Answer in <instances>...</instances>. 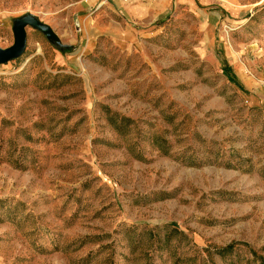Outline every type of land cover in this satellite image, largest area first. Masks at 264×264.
I'll return each instance as SVG.
<instances>
[{"label": "rangeland", "instance_id": "1", "mask_svg": "<svg viewBox=\"0 0 264 264\" xmlns=\"http://www.w3.org/2000/svg\"><path fill=\"white\" fill-rule=\"evenodd\" d=\"M23 18L0 264H264V0H0L1 49Z\"/></svg>", "mask_w": 264, "mask_h": 264}, {"label": "water", "instance_id": "2", "mask_svg": "<svg viewBox=\"0 0 264 264\" xmlns=\"http://www.w3.org/2000/svg\"><path fill=\"white\" fill-rule=\"evenodd\" d=\"M28 25L41 29L46 33L51 32L49 27L38 22L34 18L21 19L15 28V44L8 49L0 48V63H5L8 62L9 60L19 58L24 53L26 47L25 30Z\"/></svg>", "mask_w": 264, "mask_h": 264}, {"label": "trees", "instance_id": "3", "mask_svg": "<svg viewBox=\"0 0 264 264\" xmlns=\"http://www.w3.org/2000/svg\"><path fill=\"white\" fill-rule=\"evenodd\" d=\"M231 248H232V246L229 247V249H231ZM229 249H227V250H229Z\"/></svg>", "mask_w": 264, "mask_h": 264}]
</instances>
